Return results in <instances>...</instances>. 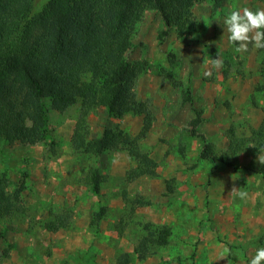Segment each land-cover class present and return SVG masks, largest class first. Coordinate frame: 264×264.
Returning <instances> with one entry per match:
<instances>
[{
  "label": "rangeland",
  "instance_id": "obj_1",
  "mask_svg": "<svg viewBox=\"0 0 264 264\" xmlns=\"http://www.w3.org/2000/svg\"><path fill=\"white\" fill-rule=\"evenodd\" d=\"M47 1L34 0V12ZM244 7L264 9V0H226L217 9L213 0H195L197 26L183 35L173 27L163 39L166 26L156 10H146L136 24L131 60L147 65L134 91L154 115L139 145L155 161L156 175L130 178L136 161L126 148L98 156L74 147L79 126L83 142L107 126L135 137L143 125L135 113L115 117L98 106L84 114L81 101L59 111L46 100L45 112L27 111L30 131L48 129L44 141L0 138V176L9 177V194L26 185L14 212L0 220L1 264H118L122 252H131V264H248L264 247V165L251 147L264 145L251 135L264 118V92L256 90L264 51L249 45L248 52H235L238 45L229 44L223 29L224 17ZM216 56L223 68L205 77ZM231 129L246 140L232 164L200 158V134L221 155ZM98 172L103 182L96 193ZM233 186L248 198H232ZM102 206L106 213L98 220ZM66 209L72 213L68 226L55 230ZM150 231L152 253L139 259L135 246ZM224 247L229 257L214 261Z\"/></svg>",
  "mask_w": 264,
  "mask_h": 264
},
{
  "label": "trees",
  "instance_id": "obj_2",
  "mask_svg": "<svg viewBox=\"0 0 264 264\" xmlns=\"http://www.w3.org/2000/svg\"><path fill=\"white\" fill-rule=\"evenodd\" d=\"M226 0H213L220 8ZM195 0H48L34 12V0H0V138L10 142L32 144L44 141L47 128L30 131L27 111H46V100L59 111L81 101L84 114L103 106L111 116L129 113L143 116L139 133L117 134L106 127L96 138L83 142L81 127H76L74 147L101 156L119 147L128 149L136 166L128 174L156 175L155 161L141 150L139 139L153 125L154 115L146 100L137 98L134 87L147 61L134 63L131 53L136 44V24L148 9L156 10L166 26L162 39L176 28L179 35L197 26L192 6ZM264 51V49H260ZM174 55H170V58ZM257 91L264 92V61ZM190 93V92H189ZM188 102L193 103L191 96ZM21 106L25 111L21 110ZM264 109V107H263ZM202 136L200 158L232 164L231 157L246 143L231 129L228 151L218 155L214 143ZM264 144V118L251 130ZM263 175H264V170ZM103 175L93 179V190L99 193ZM7 173L0 176V220L10 216L26 185L20 182L9 194ZM106 207L96 213L104 218ZM72 213L66 209L57 216L54 229L68 226ZM142 237L135 254L144 259L152 253L153 235ZM131 252H122L118 264H131ZM1 264V257H0Z\"/></svg>",
  "mask_w": 264,
  "mask_h": 264
},
{
  "label": "clouds",
  "instance_id": "obj_3",
  "mask_svg": "<svg viewBox=\"0 0 264 264\" xmlns=\"http://www.w3.org/2000/svg\"><path fill=\"white\" fill-rule=\"evenodd\" d=\"M224 31L228 33V42L231 45H238L235 47V52L246 53L249 51V45L255 49H264V9L252 10L248 7L242 9L231 10L223 19ZM224 66V60L220 56L210 59L206 70L204 71L205 77H211L213 71H218ZM258 155L256 162L264 165V145L257 147ZM232 198H238L244 201L248 198V192L233 186L229 192ZM230 249L224 247L222 251L217 254L214 261L228 258ZM228 264L230 261L228 260ZM248 264H264V247L256 249L254 256L251 257Z\"/></svg>",
  "mask_w": 264,
  "mask_h": 264
}]
</instances>
